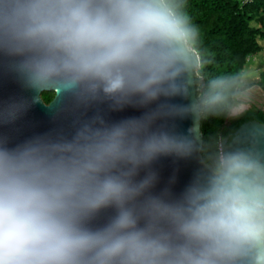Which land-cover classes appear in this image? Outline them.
Instances as JSON below:
<instances>
[{"label":"clouds","instance_id":"1","mask_svg":"<svg viewBox=\"0 0 264 264\" xmlns=\"http://www.w3.org/2000/svg\"><path fill=\"white\" fill-rule=\"evenodd\" d=\"M213 63L186 0H0V71L31 93L0 101V129L37 104L71 118L0 131V264H264V131L201 132L251 107L264 67Z\"/></svg>","mask_w":264,"mask_h":264},{"label":"trees","instance_id":"2","mask_svg":"<svg viewBox=\"0 0 264 264\" xmlns=\"http://www.w3.org/2000/svg\"><path fill=\"white\" fill-rule=\"evenodd\" d=\"M187 11L202 33L203 46L214 55L208 71L219 73L242 66L250 56L262 51L264 39V0H186ZM264 91V73L258 82ZM51 97L46 96V101ZM264 122V110L250 107L236 119L209 118L202 123L208 150L221 138H231L242 123Z\"/></svg>","mask_w":264,"mask_h":264},{"label":"water","instance_id":"3","mask_svg":"<svg viewBox=\"0 0 264 264\" xmlns=\"http://www.w3.org/2000/svg\"><path fill=\"white\" fill-rule=\"evenodd\" d=\"M31 93L26 92L19 83L15 81L13 77L8 75L6 72L0 71V101H7L12 97L28 96ZM140 112L132 109H128L122 113L111 114L112 119H120L122 117L139 115ZM69 118H61L54 120L49 109L43 104H37L32 107V109L27 113V115L19 121L15 126L4 127L0 129L3 133L14 137L17 140H22L27 136H31L35 133H43L49 131L53 128L63 127L66 131L69 129L70 124ZM180 130H186L191 127V119L178 121ZM257 129L264 131V122L257 119L247 120L240 125V127L235 131L234 135H238L241 138L240 144H233V147H245L247 146V140L250 138L251 134ZM202 132V126H201ZM203 135V132H202ZM233 135V136H234ZM226 141L229 137L224 138ZM261 147H264V136L260 137ZM196 166L195 162H180L179 168V179L180 184L185 183L191 175L192 170ZM162 175L166 179L168 175L171 174L172 170L177 167L173 164L171 159H166L161 162Z\"/></svg>","mask_w":264,"mask_h":264},{"label":"flooded vegetation","instance_id":"4","mask_svg":"<svg viewBox=\"0 0 264 264\" xmlns=\"http://www.w3.org/2000/svg\"><path fill=\"white\" fill-rule=\"evenodd\" d=\"M255 106L259 109L264 110V91L262 90V88L259 86V91L256 94V97L251 105Z\"/></svg>","mask_w":264,"mask_h":264},{"label":"rangeland","instance_id":"5","mask_svg":"<svg viewBox=\"0 0 264 264\" xmlns=\"http://www.w3.org/2000/svg\"><path fill=\"white\" fill-rule=\"evenodd\" d=\"M259 42L263 45L264 47V39L259 38ZM261 53H264V49L260 52H258L257 54L250 56L249 58H256L259 60L260 63L264 64V55H262Z\"/></svg>","mask_w":264,"mask_h":264},{"label":"crops","instance_id":"6","mask_svg":"<svg viewBox=\"0 0 264 264\" xmlns=\"http://www.w3.org/2000/svg\"><path fill=\"white\" fill-rule=\"evenodd\" d=\"M263 44H264V43H263ZM263 49H264V47H263ZM263 49H262V50H263ZM263 57H264V56H263ZM258 61H259V60H258ZM258 67H264V64H262V63L259 62ZM262 75H263V73L261 74V79H262ZM258 82H259V81H258ZM258 82H257V83H258Z\"/></svg>","mask_w":264,"mask_h":264},{"label":"built area","instance_id":"7","mask_svg":"<svg viewBox=\"0 0 264 264\" xmlns=\"http://www.w3.org/2000/svg\"><path fill=\"white\" fill-rule=\"evenodd\" d=\"M245 1H249V0H245Z\"/></svg>","mask_w":264,"mask_h":264}]
</instances>
